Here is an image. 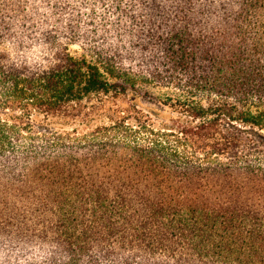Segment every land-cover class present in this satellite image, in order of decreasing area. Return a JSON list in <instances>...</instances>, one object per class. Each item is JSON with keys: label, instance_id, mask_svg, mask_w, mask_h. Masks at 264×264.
<instances>
[{"label": "trees", "instance_id": "trees-1", "mask_svg": "<svg viewBox=\"0 0 264 264\" xmlns=\"http://www.w3.org/2000/svg\"><path fill=\"white\" fill-rule=\"evenodd\" d=\"M0 264H264V0H0Z\"/></svg>", "mask_w": 264, "mask_h": 264}, {"label": "rangeland", "instance_id": "rangeland-1", "mask_svg": "<svg viewBox=\"0 0 264 264\" xmlns=\"http://www.w3.org/2000/svg\"><path fill=\"white\" fill-rule=\"evenodd\" d=\"M70 52L76 55L87 54L88 57H94L93 53L84 45L81 44H73L69 48ZM130 92L136 93L138 95L137 102L141 108L152 109L161 111L163 107L158 99V97L162 96L164 93L169 90L160 85L159 83L153 84V82L144 80L137 84V91H134L129 87ZM148 92V94H144V92Z\"/></svg>", "mask_w": 264, "mask_h": 264}]
</instances>
